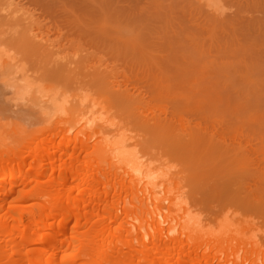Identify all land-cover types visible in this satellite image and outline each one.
<instances>
[{
	"label": "bare ground",
	"instance_id": "1",
	"mask_svg": "<svg viewBox=\"0 0 264 264\" xmlns=\"http://www.w3.org/2000/svg\"><path fill=\"white\" fill-rule=\"evenodd\" d=\"M215 1L197 0L218 13ZM0 6V264H264V183L251 194L212 184L216 204L205 206L201 176L228 169L219 147L176 133L169 109L156 108L168 84L80 66L54 51L30 9ZM190 41L203 60L205 45ZM39 49L48 68L87 71L101 88L45 79ZM208 157L218 167L202 171ZM242 160L230 161L246 172Z\"/></svg>",
	"mask_w": 264,
	"mask_h": 264
},
{
	"label": "rangeland",
	"instance_id": "2",
	"mask_svg": "<svg viewBox=\"0 0 264 264\" xmlns=\"http://www.w3.org/2000/svg\"><path fill=\"white\" fill-rule=\"evenodd\" d=\"M16 2L35 14L45 32L57 41L54 51L67 59L74 58L83 67L114 69L126 83L136 69L143 85L149 74L155 89L170 86L165 90L167 96L163 93L164 98L155 100L156 108L169 109L180 129L176 133H198L219 147L228 169L215 180L201 176L206 185L202 191L205 206L216 204L208 198L213 194L206 187L212 184L243 185L244 192L251 194L264 183V0H216L218 13L197 0ZM190 37L205 45L203 60L189 54L195 47ZM34 54L40 61L50 56L45 49ZM202 61L206 66L200 75ZM47 65L40 64L51 71L45 72L47 80L54 78L73 88L87 84L99 89L103 84L94 83L95 77L87 76V71H53ZM250 77L256 83L252 89ZM109 83L105 78V93ZM238 156L245 159L246 172L230 161ZM204 164L202 171L218 167L210 157ZM258 221L264 225V220Z\"/></svg>",
	"mask_w": 264,
	"mask_h": 264
}]
</instances>
